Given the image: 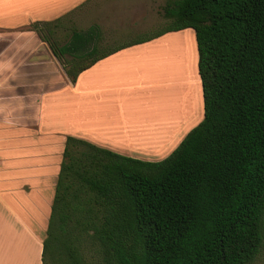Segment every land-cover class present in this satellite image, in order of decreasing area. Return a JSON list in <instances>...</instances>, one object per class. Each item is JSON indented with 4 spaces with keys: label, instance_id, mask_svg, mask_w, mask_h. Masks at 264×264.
<instances>
[{
    "label": "trees",
    "instance_id": "trees-1",
    "mask_svg": "<svg viewBox=\"0 0 264 264\" xmlns=\"http://www.w3.org/2000/svg\"><path fill=\"white\" fill-rule=\"evenodd\" d=\"M160 29L103 46L97 25L55 38L34 24L74 84L97 61L192 29L203 119L160 161L67 136L42 264H252L264 246V0H167Z\"/></svg>",
    "mask_w": 264,
    "mask_h": 264
},
{
    "label": "crops",
    "instance_id": "crops-1",
    "mask_svg": "<svg viewBox=\"0 0 264 264\" xmlns=\"http://www.w3.org/2000/svg\"><path fill=\"white\" fill-rule=\"evenodd\" d=\"M92 0H0V264H42L67 136L142 161L203 119L192 29L121 49L72 84L34 24Z\"/></svg>",
    "mask_w": 264,
    "mask_h": 264
},
{
    "label": "rangeland",
    "instance_id": "rangeland-1",
    "mask_svg": "<svg viewBox=\"0 0 264 264\" xmlns=\"http://www.w3.org/2000/svg\"><path fill=\"white\" fill-rule=\"evenodd\" d=\"M166 1L92 0L80 5L62 21L55 38L63 42L71 29H86L97 25L102 34L103 46L113 47L129 42L165 25L162 8ZM252 264H264V246Z\"/></svg>",
    "mask_w": 264,
    "mask_h": 264
}]
</instances>
